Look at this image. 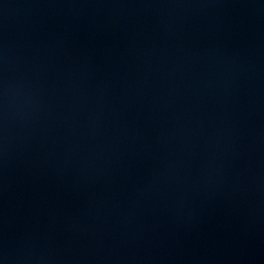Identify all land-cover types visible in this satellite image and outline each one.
<instances>
[{"label": "water", "instance_id": "95a60500", "mask_svg": "<svg viewBox=\"0 0 264 264\" xmlns=\"http://www.w3.org/2000/svg\"><path fill=\"white\" fill-rule=\"evenodd\" d=\"M0 264H264V0H0Z\"/></svg>", "mask_w": 264, "mask_h": 264}]
</instances>
